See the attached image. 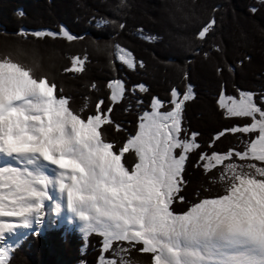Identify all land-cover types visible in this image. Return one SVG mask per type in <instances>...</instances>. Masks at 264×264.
<instances>
[{"label": "snow or ice", "instance_id": "1", "mask_svg": "<svg viewBox=\"0 0 264 264\" xmlns=\"http://www.w3.org/2000/svg\"><path fill=\"white\" fill-rule=\"evenodd\" d=\"M120 6L126 7V0H120ZM102 22L109 23L103 18ZM214 24L213 19L203 25L198 37L205 39ZM31 35L76 39L63 27L59 33L35 30ZM113 47L119 61L129 69L137 67L130 50ZM85 62L86 58L72 57L65 72L81 73ZM138 87L147 91L143 83ZM107 88V100L99 99L95 111L85 116L88 101L81 110H73L53 81L36 79L7 58L0 60V154L13 158L0 166V238L7 230L27 225L30 218L44 216V201L50 199L53 184L40 168L47 162L56 167L55 184L66 194L67 208L82 221L84 235L103 237L98 264H134L122 255L131 249L149 254V264H264V92L238 90L237 97L221 90L217 104L224 115L245 122L223 129L215 139L237 135L243 149L202 152L199 162L205 174L211 183L222 184L223 193L176 213L174 201L185 199L180 193L187 183L186 163L202 147L198 134L189 136L184 127L186 102L195 97L192 85L182 93L173 87L167 102L152 97L147 108L137 100L142 110L136 129L122 144L108 141L104 128L124 131L111 114L127 95L126 83L111 79ZM126 154L136 157L131 168ZM237 158L244 163H235ZM218 166L222 170L212 177ZM114 242H127L129 247L114 248ZM108 251L113 253L110 258L105 256ZM8 255L0 249V264H7Z\"/></svg>", "mask_w": 264, "mask_h": 264}, {"label": "trees", "instance_id": "2", "mask_svg": "<svg viewBox=\"0 0 264 264\" xmlns=\"http://www.w3.org/2000/svg\"><path fill=\"white\" fill-rule=\"evenodd\" d=\"M0 0V42L20 39L31 41L55 63L58 93L69 99L73 110L84 115L95 111V103L107 100L111 79L126 83L127 95L114 106L112 118L124 131L106 126V139L122 144L136 129L137 117L147 108L152 97L170 99L171 89L181 93L191 84L195 97L186 102L184 127L188 135L196 132L202 147L190 154L184 178L187 183L180 195L184 201H174L176 213L186 211L194 202L223 193V186L211 183L199 156L202 152H226L230 148L243 149L241 138L228 134L216 140L218 132L237 123L240 118L224 115L217 100L223 89L227 95L239 96V91L264 92V2L261 0ZM257 9L255 13L251 9ZM23 15H18V12ZM102 18L109 21L105 24ZM215 21L210 34L201 40L197 33L203 25ZM116 25L124 23L121 30ZM76 39L31 35L35 30L61 28ZM23 30V33L21 32ZM155 37L145 40L144 36ZM130 50L137 67L129 69L113 55V45ZM207 54V55H205ZM86 58L81 73L65 72L72 57ZM143 64L141 67L140 64ZM143 83L147 91L140 92ZM96 87L93 88L92 85ZM133 86H136L133 93ZM129 105L131 107L129 108ZM247 138V137H244ZM234 162L244 163L237 158ZM136 163L134 154H126V166ZM260 164V162H255ZM222 166L211 172L218 177ZM63 225L48 228L42 234L30 233L16 246L7 264H98L103 237L90 233L86 239L77 230L66 231ZM86 243L85 248L82 247ZM127 242H114V248ZM139 246H137L138 248ZM112 251L105 253L112 257ZM135 264H147L150 255L131 249L122 254Z\"/></svg>", "mask_w": 264, "mask_h": 264}, {"label": "clouds", "instance_id": "3", "mask_svg": "<svg viewBox=\"0 0 264 264\" xmlns=\"http://www.w3.org/2000/svg\"><path fill=\"white\" fill-rule=\"evenodd\" d=\"M31 41L13 39L0 42V60L9 59L27 69L31 75L40 79L46 77L49 81L55 78V63Z\"/></svg>", "mask_w": 264, "mask_h": 264}, {"label": "bare ground", "instance_id": "4", "mask_svg": "<svg viewBox=\"0 0 264 264\" xmlns=\"http://www.w3.org/2000/svg\"><path fill=\"white\" fill-rule=\"evenodd\" d=\"M8 158H10L9 161H8ZM12 159L13 158L11 157L0 154V162L3 164L12 163ZM40 168L45 173V175L51 176V179L53 180V184H52L53 188L51 189L52 191L58 194L59 207L57 208L62 209V211L64 212L63 218L65 219L66 223H69L72 220L74 214H72L66 206V194H63V192L59 189L58 185L55 184V175L57 172L56 167L53 165H50L47 162H43L40 165ZM61 201H63L62 207H60ZM48 202H49L48 200L44 201V208H43L44 216L43 217L39 219L30 218L27 225H22V226L7 230L5 234L3 235V237L0 238V249L8 251V253L10 254L13 246L17 245L22 239H24V237L27 236L29 232L38 231L39 229H42L43 226H46L47 222L49 221V211H48V206H47ZM6 219H10V222H13V223L19 222L18 219L16 218H6ZM79 223L83 227L82 221L80 219H79Z\"/></svg>", "mask_w": 264, "mask_h": 264}, {"label": "rangeland", "instance_id": "5", "mask_svg": "<svg viewBox=\"0 0 264 264\" xmlns=\"http://www.w3.org/2000/svg\"><path fill=\"white\" fill-rule=\"evenodd\" d=\"M116 49L114 48L113 50V55L114 57L116 58ZM117 59V58H116ZM7 158V157H6ZM10 160V158H8V161ZM236 163V162H235ZM4 164L0 162V166H3ZM49 178L51 179V176L49 175ZM52 180V179H51ZM53 186L52 184L49 186V197L50 199H46L48 200V211H49V221L47 222L46 226H43V228H53V227H56L57 225L59 224H63L64 227L67 229V230H70V229H77V232L83 237H87L84 235L83 233V227L80 225L79 223V218L77 216H73L72 220L69 222V223H66L65 222V219L63 218L64 217V212L62 211V209H58L57 207H59V202H58V194L54 191H52ZM198 202V201H197ZM63 206V201L60 202V207ZM188 209V208H187ZM184 212V211H183ZM182 213V212H181ZM42 229H39L37 231V233H41L40 231L43 230ZM34 232V231H32ZM86 239V238H85ZM83 248H85V243H83L82 245ZM14 248V246H13ZM79 264H83V261H81ZM135 264V263H134ZM149 264V263H147Z\"/></svg>", "mask_w": 264, "mask_h": 264}, {"label": "built area", "instance_id": "6", "mask_svg": "<svg viewBox=\"0 0 264 264\" xmlns=\"http://www.w3.org/2000/svg\"><path fill=\"white\" fill-rule=\"evenodd\" d=\"M142 36H146V35H142Z\"/></svg>", "mask_w": 264, "mask_h": 264}]
</instances>
